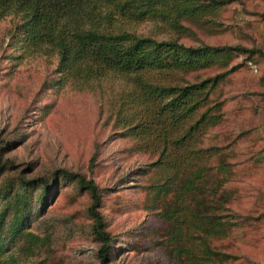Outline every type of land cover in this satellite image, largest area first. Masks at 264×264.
<instances>
[{"label": "rangeland", "instance_id": "374dc122", "mask_svg": "<svg viewBox=\"0 0 264 264\" xmlns=\"http://www.w3.org/2000/svg\"><path fill=\"white\" fill-rule=\"evenodd\" d=\"M17 20L14 16L0 20V140L12 144L1 155L13 164L0 175V186L6 180L15 182L18 175L51 181L56 169L80 173L102 191L99 209L114 246L106 264H191L177 256L175 247L182 240L177 239V245L170 221L159 215L170 196H156L151 188L170 172L155 166L157 154L139 149L116 121L122 80L113 75L91 83L71 76L59 79L52 53L34 51L19 57L11 41ZM202 20L207 21L183 20L192 30L186 33L160 20L132 22L128 30L157 40L176 38L185 45L255 51L251 57L232 51L225 61L169 73L163 82L185 85L219 77L207 105L188 125L206 109L218 115L220 122L206 127L194 144L219 146L206 163H237L244 174L245 194L233 207L253 213L259 221L257 229L250 227L243 237H219L211 245L234 258L217 264H264V161L258 163V156L264 160V0H232ZM58 79H64L61 89L44 88L46 82ZM59 186L27 228L36 238L17 240L1 264H100L88 192L79 191L74 183ZM39 191L32 193V213L38 210ZM210 206L217 214L229 207L214 201L207 203V209Z\"/></svg>", "mask_w": 264, "mask_h": 264}, {"label": "trees", "instance_id": "16d2710c", "mask_svg": "<svg viewBox=\"0 0 264 264\" xmlns=\"http://www.w3.org/2000/svg\"><path fill=\"white\" fill-rule=\"evenodd\" d=\"M232 0H0V20L14 16L18 20L12 30L14 49L24 53L41 51L56 57L55 72L59 79L71 76L84 82L100 81L107 76L123 82L115 103L116 121L126 136L137 141L139 149L152 150L155 166L170 174L151 188L156 196H170L159 215L170 221L177 256L191 264L231 262V254L218 251L211 240L219 237H243L251 227L257 229L258 216L234 208L245 194L241 186L244 174L237 163H206L219 146L196 148V136L220 118L206 109L194 122L198 110L207 105L209 95L219 77L185 85L164 83L172 72L204 69L227 60L232 51L254 55L242 46L185 45L176 38L157 40L128 30L132 22L160 20L179 32L192 31L184 21L202 20L215 15ZM46 82L44 88H62L64 79ZM0 140V175L13 164L3 160L2 153L12 145ZM261 163L263 158L258 156ZM215 159V157H214ZM244 173L245 168L243 167ZM61 180V181H58ZM59 183L75 184L90 196L91 230L100 242L98 257L106 264L112 252L113 238L106 230L100 212L101 190L91 178L56 169L51 181L46 177L27 180L18 175L15 182L6 180L0 186V264L10 255L17 240L31 241L36 236L28 226L55 197ZM52 185V188H50ZM38 192V210L32 213V193ZM229 205L207 209V203ZM193 205H197L193 207ZM204 209L214 215L206 217ZM263 226V225H261ZM192 232H195L193 237ZM176 235V236H175ZM199 252V253H198Z\"/></svg>", "mask_w": 264, "mask_h": 264}]
</instances>
